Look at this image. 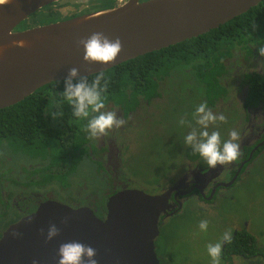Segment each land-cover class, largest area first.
I'll use <instances>...</instances> for the list:
<instances>
[{
    "label": "flooded vegetation",
    "instance_id": "1",
    "mask_svg": "<svg viewBox=\"0 0 264 264\" xmlns=\"http://www.w3.org/2000/svg\"><path fill=\"white\" fill-rule=\"evenodd\" d=\"M125 1L111 0L110 5L101 7L95 0L80 4L71 1L73 11L62 12L66 0H57L30 13L12 31L47 25L45 19L51 15L56 19L49 20V24L117 7ZM219 26L196 36L202 37L201 45L212 51L201 53L185 66H173L165 74L149 75L155 84L152 90L124 89L117 96H102V111L117 110L118 117L126 121L103 138H90L86 131L88 119L98 113H90L87 119L77 118L61 96L46 95L52 104H45L40 111L41 143L24 138L34 153L15 163L10 155L0 153V238L11 225L48 201L87 208L103 220L109 198L120 191L167 194L159 228L167 218L186 211L204 214L218 203L223 207L250 182L264 180V57L258 52L259 46H264V28L259 38L252 40V28L236 34L233 28ZM215 29L216 34L210 37ZM204 102L214 114L227 117L226 122L210 125V132L219 131L222 141L229 139L232 130L240 133V156L229 165L209 169L203 158L184 143L192 128L200 127L193 114ZM59 111L63 115L53 118L51 113ZM181 118L188 123L180 125ZM158 142L170 150L164 163L153 159L152 150ZM238 232L242 233L237 238ZM231 234L237 244L251 245V236L246 235L252 232L246 223L241 228L234 226ZM255 236L264 243V230ZM231 243L222 246L220 259L226 264L230 262L226 257L231 253ZM234 256L244 258L245 264L260 257L248 259L241 253ZM158 260L159 264L168 263Z\"/></svg>",
    "mask_w": 264,
    "mask_h": 264
},
{
    "label": "water",
    "instance_id": "2",
    "mask_svg": "<svg viewBox=\"0 0 264 264\" xmlns=\"http://www.w3.org/2000/svg\"><path fill=\"white\" fill-rule=\"evenodd\" d=\"M57 0H9L0 4V109L38 88L64 80L72 67L84 75L196 37L239 16L261 0H127L117 7L20 32L12 28L35 10ZM120 37L123 50L109 64H88L79 39L93 32ZM26 41L17 47L13 41ZM167 194L123 190L109 198L105 219L87 208L48 201L11 225L0 238V264H58L60 243L79 240L97 249L98 264H159L155 239ZM67 217L68 222L62 223ZM31 220V222H29ZM55 223L60 235L45 242ZM44 229V234L41 233ZM18 232L19 235H13Z\"/></svg>",
    "mask_w": 264,
    "mask_h": 264
},
{
    "label": "clouds",
    "instance_id": "3",
    "mask_svg": "<svg viewBox=\"0 0 264 264\" xmlns=\"http://www.w3.org/2000/svg\"><path fill=\"white\" fill-rule=\"evenodd\" d=\"M9 0H0V4H6ZM138 4H143L138 0ZM13 43L17 47H25L26 41L16 40ZM78 45L83 47V59L88 64L101 63L109 64L117 60L119 54L123 50V42L120 37L110 38L104 32H93L87 37L79 39ZM259 55L264 57V46H259ZM102 81L104 84L102 86ZM64 91L61 93L63 100L72 107V115L77 118L87 119L90 113H98L88 119L86 131L89 132L90 138L100 139L108 135L112 129H118L126 123L124 119L118 117L117 110L102 111L105 103L102 93L107 91V81H105L104 73H97L93 79L89 80V75L80 73V69L72 67L68 70L67 76L64 78ZM53 118L62 116L63 112L51 113ZM194 118L199 129L193 127L185 136L184 143L190 146L194 153H198L204 160L207 168H215L218 165H229L236 161L240 156V133L232 130L229 133V139H221L219 131H209L210 125H216L218 122H226L227 117L221 113L214 114L208 108L207 102L201 103L194 112ZM180 125L188 123L181 118ZM31 222V220L29 221ZM68 218L65 217L62 223H67ZM209 226L208 220H201L199 229L206 232ZM61 229L52 223L49 225L45 237V242L52 241L60 235ZM44 234V229H41ZM15 232L13 235H19ZM231 230L225 231L221 237V241L215 244L209 243L207 251L212 258V264H220L222 254V246L224 243H231ZM57 255L59 257L58 264H98L97 249L90 244L83 243L79 240H72L60 243ZM33 264H39L34 260Z\"/></svg>",
    "mask_w": 264,
    "mask_h": 264
},
{
    "label": "trees",
    "instance_id": "4",
    "mask_svg": "<svg viewBox=\"0 0 264 264\" xmlns=\"http://www.w3.org/2000/svg\"><path fill=\"white\" fill-rule=\"evenodd\" d=\"M219 28H233L236 34L243 32V28H252L250 31L252 34L251 39L257 40L263 32L262 28H264V0L258 5L251 7L247 12L219 26ZM216 30L211 31L209 36L215 35ZM200 38L202 37L185 40L158 51L138 56L104 71V78L107 81V91L102 93V96L107 93L117 96L120 95L119 91L124 89L132 91L152 90L155 84L149 75H152L154 72L165 74L171 67L176 65L185 66L184 64L196 59L201 53H208L213 50L210 47L202 46L199 41L201 40ZM96 74L89 75V80L93 79ZM138 75L141 78H138ZM63 81L50 82L20 102L0 109V147L4 142H13L25 150H32L33 148L29 144V141L24 139L28 137L35 138L37 144L41 143L40 140L42 139H38L40 133H38V120L41 108L47 103L52 104L46 98V95H49V93L54 97L61 96L63 99L61 95L65 88ZM101 83L103 86L104 81ZM64 105L69 106L67 101H64ZM40 135L42 134L40 133ZM241 233L238 232L236 237L238 238ZM248 236H251V245L248 242L242 245L237 244L235 237L232 239L231 253L228 255V258L226 257L230 261L229 264L235 258L234 255L236 253H241L248 259L259 255L262 264H264V243L259 242L254 234L246 235V237ZM241 259L245 260L244 258Z\"/></svg>",
    "mask_w": 264,
    "mask_h": 264
},
{
    "label": "rangeland",
    "instance_id": "5",
    "mask_svg": "<svg viewBox=\"0 0 264 264\" xmlns=\"http://www.w3.org/2000/svg\"><path fill=\"white\" fill-rule=\"evenodd\" d=\"M71 1L75 3L77 0H66L62 4V12L73 11L69 6ZM84 1L86 0H78L79 4ZM95 2L99 4L98 7H101L110 5L111 0H95ZM71 6L75 8V4ZM46 11L44 10V14ZM55 19L56 17L51 15L45 19V22L49 24L52 22L49 20ZM59 152H62V149ZM0 153L10 155L15 163L17 159L25 158V155L34 153V151L25 150L17 143L4 142L0 147ZM152 153H155L154 161L164 163L165 156L170 155V150L165 144L158 142ZM226 203L223 207L218 203L215 209L204 214L186 211L181 215L167 218L159 226V236L155 240V251L158 258L165 263L168 261L166 264H212L207 245L220 242L225 231L231 230L234 226L241 228L244 223L254 235L264 230V180L257 179L250 182L246 189L238 192L232 200L227 199ZM205 219L209 221L206 232L199 229L200 221ZM258 260L260 259L257 257L253 258L250 264H257ZM245 262L236 257L231 264H245ZM220 264L226 263L221 260Z\"/></svg>",
    "mask_w": 264,
    "mask_h": 264
}]
</instances>
